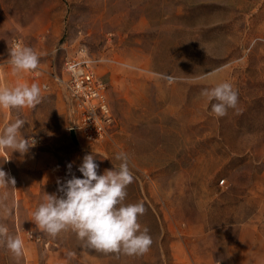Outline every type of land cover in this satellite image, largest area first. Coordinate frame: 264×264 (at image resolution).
<instances>
[{
    "label": "rangeland",
    "instance_id": "obj_1",
    "mask_svg": "<svg viewBox=\"0 0 264 264\" xmlns=\"http://www.w3.org/2000/svg\"><path fill=\"white\" fill-rule=\"evenodd\" d=\"M14 37L38 54L37 70L12 71ZM80 45L115 116L95 144L71 140L70 97L52 78ZM222 82L238 102L218 118L201 92ZM17 83L39 84L43 99L0 108V134L20 118V134L36 141L23 155L0 151L16 181L0 189L12 208L0 224L23 240L19 258L0 244V264H264V0H0V86ZM121 153L133 177L124 203L145 208L148 253H104L70 229L51 237L36 227L45 194L62 195L57 181L83 178L85 155L103 174Z\"/></svg>",
    "mask_w": 264,
    "mask_h": 264
},
{
    "label": "clouds",
    "instance_id": "obj_2",
    "mask_svg": "<svg viewBox=\"0 0 264 264\" xmlns=\"http://www.w3.org/2000/svg\"><path fill=\"white\" fill-rule=\"evenodd\" d=\"M9 63L14 73L35 71L39 67V56L31 47L15 44L9 50ZM201 95L218 118L227 115L230 108L235 109L238 102V94L228 82L206 87ZM42 99V88L37 83L0 86V108L3 109H34ZM25 123L17 118L4 128L0 134V151L11 150L23 155L35 147L34 139H25L20 134ZM116 159L121 161L118 168L114 165L113 169L98 174L99 165L94 155H85L78 169L83 178L72 175L62 184L57 181L62 195L45 194L43 202L32 213L36 227L51 237L70 229L84 246L104 253L129 256L148 253L153 240L148 229L142 230L138 222L145 208L142 203H124L126 187L133 177L127 157L121 153ZM68 168L71 170V163ZM15 183L14 178L0 170V189H15ZM7 199L5 191L0 196V210L5 217L12 214V208L5 203ZM0 244L17 258L22 254L23 240L11 235L5 224H0Z\"/></svg>",
    "mask_w": 264,
    "mask_h": 264
},
{
    "label": "built area",
    "instance_id": "obj_3",
    "mask_svg": "<svg viewBox=\"0 0 264 264\" xmlns=\"http://www.w3.org/2000/svg\"><path fill=\"white\" fill-rule=\"evenodd\" d=\"M21 44L18 37L11 39L10 48ZM96 59L90 57L87 49L80 45L64 60V77L54 75L56 84L64 85L74 118L68 126L77 141L95 144L106 139L115 124V116L108 97L107 82L95 72ZM45 89L48 84L42 85ZM224 179L219 181V185Z\"/></svg>",
    "mask_w": 264,
    "mask_h": 264
},
{
    "label": "water",
    "instance_id": "obj_4",
    "mask_svg": "<svg viewBox=\"0 0 264 264\" xmlns=\"http://www.w3.org/2000/svg\"><path fill=\"white\" fill-rule=\"evenodd\" d=\"M69 134H70V137H71V140L74 141V142H78L76 137H75V134L72 130L69 131Z\"/></svg>",
    "mask_w": 264,
    "mask_h": 264
}]
</instances>
